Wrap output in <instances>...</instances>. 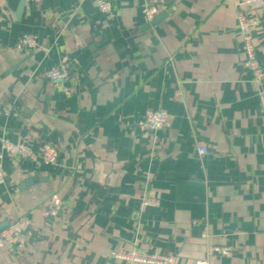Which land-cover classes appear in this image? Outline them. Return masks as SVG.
Returning a JSON list of instances; mask_svg holds the SVG:
<instances>
[{"label": "crops", "instance_id": "crops-1", "mask_svg": "<svg viewBox=\"0 0 264 264\" xmlns=\"http://www.w3.org/2000/svg\"><path fill=\"white\" fill-rule=\"evenodd\" d=\"M110 1L103 13L96 0H0V138L59 153L56 165L4 155L0 224L23 218L31 234L0 264H130L109 254L131 248L176 264H264V120L243 65L241 0H165L154 25L143 0ZM22 33L37 36L34 49L16 47ZM63 56L67 93L45 77ZM155 109L170 126L140 129ZM145 190L158 206L141 204ZM53 193L62 209L49 219Z\"/></svg>", "mask_w": 264, "mask_h": 264}, {"label": "built area", "instance_id": "built-area-1", "mask_svg": "<svg viewBox=\"0 0 264 264\" xmlns=\"http://www.w3.org/2000/svg\"><path fill=\"white\" fill-rule=\"evenodd\" d=\"M34 1V0H24ZM165 0H143L142 13L146 20L150 22L159 12L160 7ZM101 12L111 13L113 11V3L110 0H96ZM237 28L242 40V48L244 61L243 65L252 72L253 81L257 86V94L260 103L262 118L264 120V57L260 58L253 44L251 28L258 23L259 15L255 12L264 7V0H241L235 3ZM37 36L33 33H22L16 41L17 48L32 50L37 46ZM73 62L63 56L57 65L51 67L45 72V77L55 85H61L65 93L69 91L68 86L64 83L71 78ZM178 100H183V93L180 89L175 92ZM3 112L6 115L14 114L12 102L4 105ZM138 127L142 130L156 132L164 130L170 126L169 115L165 110L155 109L146 110L142 119L138 122ZM197 152L205 154L207 149L204 146H198ZM4 155L18 157L22 161H29L33 164L56 165L59 161V153L55 146L47 142H42L38 146H33L29 142L19 141L12 142L5 137L0 138V184L5 182L6 173L2 167V159ZM141 204L143 206H158L159 200L150 195L145 190ZM62 209V202L57 193L49 196L44 214L49 219L58 218ZM135 219H139V211L132 213ZM29 222L23 218H19L9 223L0 230V250L5 246L22 243L25 235H30ZM221 255H228L231 251L230 246H214L210 248ZM115 260H121L130 264H176L174 258L170 255L159 254L157 252L140 251L136 248L128 250H115L109 254ZM194 264H209L206 259H197Z\"/></svg>", "mask_w": 264, "mask_h": 264}, {"label": "water", "instance_id": "water-1", "mask_svg": "<svg viewBox=\"0 0 264 264\" xmlns=\"http://www.w3.org/2000/svg\"><path fill=\"white\" fill-rule=\"evenodd\" d=\"M24 1V0H23ZM164 16V13H160L159 15H156L149 24L154 25L156 22H158L162 17ZM8 225V222H4L0 224V230L3 229L5 226Z\"/></svg>", "mask_w": 264, "mask_h": 264}]
</instances>
